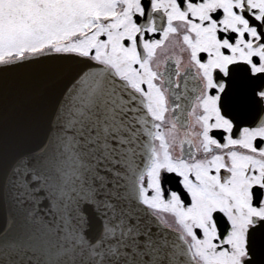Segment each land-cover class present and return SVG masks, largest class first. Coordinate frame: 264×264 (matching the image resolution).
Masks as SVG:
<instances>
[{"label": "snow or ice", "instance_id": "6c2138e0", "mask_svg": "<svg viewBox=\"0 0 264 264\" xmlns=\"http://www.w3.org/2000/svg\"><path fill=\"white\" fill-rule=\"evenodd\" d=\"M0 264H264V0H0Z\"/></svg>", "mask_w": 264, "mask_h": 264}, {"label": "flooded vegetation", "instance_id": "af4514ba", "mask_svg": "<svg viewBox=\"0 0 264 264\" xmlns=\"http://www.w3.org/2000/svg\"><path fill=\"white\" fill-rule=\"evenodd\" d=\"M169 91H171V90H169ZM176 91L177 92L182 91V88L181 89H176ZM170 100H171V97H170ZM181 132H182V130H181ZM174 154H179V148H178V146L176 147ZM169 219H171V218H169Z\"/></svg>", "mask_w": 264, "mask_h": 264}]
</instances>
